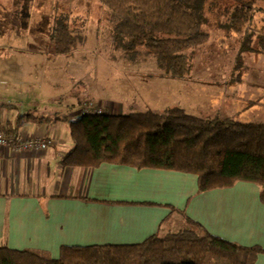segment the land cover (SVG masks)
I'll return each mask as SVG.
<instances>
[{"label": "trees", "instance_id": "1", "mask_svg": "<svg viewBox=\"0 0 264 264\" xmlns=\"http://www.w3.org/2000/svg\"><path fill=\"white\" fill-rule=\"evenodd\" d=\"M100 1L112 23L105 44L120 50L130 62L151 60L168 78L190 74L193 56L189 52L209 39L201 29L204 0ZM252 10L235 7L227 28L246 35L254 28L257 50L264 54V22L254 24ZM79 41L61 22L50 29L49 42L57 54L69 55ZM25 117L38 124L49 119ZM57 120L67 124L71 142L60 162L63 167L86 169L108 163L190 173L196 177L197 194L251 182L264 203V123L206 119L181 107L159 113L62 115ZM259 254L264 250L258 246L245 247L212 236L188 219L176 232L152 235L139 244L64 246L57 258L41 249L11 250L2 244L0 264H255Z\"/></svg>", "mask_w": 264, "mask_h": 264}, {"label": "rangeland", "instance_id": "2", "mask_svg": "<svg viewBox=\"0 0 264 264\" xmlns=\"http://www.w3.org/2000/svg\"><path fill=\"white\" fill-rule=\"evenodd\" d=\"M202 5L201 29L209 39L189 52L190 74L173 79L151 60L130 62L105 44L112 23L100 0H0V99L41 114L65 113L92 100L102 112L122 109L120 115L181 107L206 119L238 111L240 122L264 120V54L257 50L254 28L250 35L227 28L230 13L242 5L253 8L254 24H262L264 2ZM56 22L80 38L69 55L50 45Z\"/></svg>", "mask_w": 264, "mask_h": 264}, {"label": "crops", "instance_id": "3", "mask_svg": "<svg viewBox=\"0 0 264 264\" xmlns=\"http://www.w3.org/2000/svg\"><path fill=\"white\" fill-rule=\"evenodd\" d=\"M0 103L11 105L0 106V129L7 137L41 136L49 141L45 151L0 147V245L41 249L57 258L64 246L139 244L152 235L176 232L190 219L212 236L264 250V203L254 183L239 181L197 194V180L190 173L108 163L63 167L60 162L71 142L67 124L57 119L79 116L84 105L41 114L19 109L9 98ZM104 110L114 115L122 111ZM27 114L49 119L33 123ZM231 114L235 116L212 117L240 122L238 111ZM255 264H264V254Z\"/></svg>", "mask_w": 264, "mask_h": 264}, {"label": "built area", "instance_id": "4", "mask_svg": "<svg viewBox=\"0 0 264 264\" xmlns=\"http://www.w3.org/2000/svg\"><path fill=\"white\" fill-rule=\"evenodd\" d=\"M81 115H96L101 114L102 109L92 106H83ZM49 141L41 136L24 137L20 135H11L7 137L0 129V147H7L15 152L28 151H45L47 150Z\"/></svg>", "mask_w": 264, "mask_h": 264}, {"label": "water", "instance_id": "5", "mask_svg": "<svg viewBox=\"0 0 264 264\" xmlns=\"http://www.w3.org/2000/svg\"><path fill=\"white\" fill-rule=\"evenodd\" d=\"M76 117H79V116H76Z\"/></svg>", "mask_w": 264, "mask_h": 264}]
</instances>
